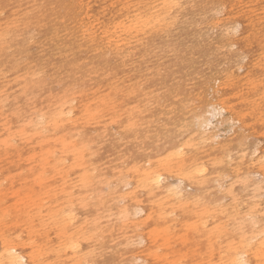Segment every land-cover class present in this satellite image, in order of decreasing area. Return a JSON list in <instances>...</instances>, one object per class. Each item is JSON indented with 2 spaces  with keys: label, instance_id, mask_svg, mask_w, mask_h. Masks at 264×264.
<instances>
[{
  "label": "bare ground",
  "instance_id": "obj_1",
  "mask_svg": "<svg viewBox=\"0 0 264 264\" xmlns=\"http://www.w3.org/2000/svg\"><path fill=\"white\" fill-rule=\"evenodd\" d=\"M42 75L57 88L40 89ZM3 107L0 150L22 147L0 160V264H155L148 220H228L214 187L230 175L235 198L249 175L264 178V0H0ZM245 118L263 144L228 170L234 143L210 147L202 128L214 120L236 137ZM14 160L15 174L27 165L17 181ZM247 215L259 225L264 203ZM238 229L246 249L224 264H264V239Z\"/></svg>",
  "mask_w": 264,
  "mask_h": 264
},
{
  "label": "rangeland",
  "instance_id": "obj_2",
  "mask_svg": "<svg viewBox=\"0 0 264 264\" xmlns=\"http://www.w3.org/2000/svg\"><path fill=\"white\" fill-rule=\"evenodd\" d=\"M10 51L6 50L5 53L12 54L13 52ZM35 52L36 48L33 47L31 53ZM23 59L27 60V56L23 57ZM244 64H246V60L241 62V65ZM242 73L243 70L237 67V76L242 75ZM11 78V76L2 75V79L9 80L10 84L13 82ZM40 78H38V80H40L38 81L40 89L57 88L48 75H42ZM36 95L38 96L36 97ZM41 95L42 92H38L34 95L35 97H33V99H39L42 97ZM228 101L233 104L232 98H229ZM4 108L6 107L0 109L1 113H5ZM243 125L239 122L236 123V126L239 128V134L236 137L233 136V132L228 128V125L217 123L214 120L208 121L202 128L205 134L214 136H207L208 138L205 137L208 139L205 144L210 147L217 146L221 143H227L229 141L234 143L235 148L231 152H228V155L230 156L227 160L228 170L232 169L237 164V159L243 155L244 151L250 153L256 149L257 144H263V137L259 127H252L249 118L244 119ZM35 142L36 140L34 139L29 142L30 148L35 145ZM13 145L12 148H4L0 150V160L7 161L15 158L14 154L17 155V150L18 148H21L22 145L16 143H13ZM20 163L21 162L14 160L9 162L6 166L9 164L19 165ZM22 167L23 169L19 171V174L12 172L13 165L8 166L6 172L11 173L13 180L17 181L19 178L27 174V165L23 164ZM37 170L39 169L35 167L33 172ZM0 175L2 176V174ZM45 175L48 176L49 171H46ZM172 179H166L165 184L171 186L176 181L175 179ZM230 180V175H226V177L214 187L212 192L214 198L213 209L228 208L230 210L228 216H226L228 220L214 213L209 216H179L174 222L160 218L150 219L145 223V229L139 228V230L143 232L145 231V237L149 238L151 242V246L149 247V249H151V256H149L146 242L145 244H142L140 241L139 244L136 245L137 248L145 246V256H149L150 260L155 264H224L225 260L234 252L239 251L241 253L246 249L247 241L240 234L239 227L244 229L247 227V229L252 232L251 238L254 237L256 240L264 239V217L259 219V225H256L253 221L258 220L259 217H249L247 215V210L251 204L264 203V178L258 174L249 175L245 182L248 183L245 188L239 186V183L237 184L235 198H231L225 194L227 191L226 186ZM6 184L5 180H3L2 186ZM185 186L186 185L183 187ZM121 190L126 191L127 188L123 186L121 187ZM21 191L22 189L20 188V192ZM184 193V201L189 203L191 201L190 197L195 195V189L186 186L184 188ZM241 196H243V198L240 199ZM246 197H252V201H246ZM8 200L9 199H2L0 203L7 205L9 202ZM88 201L93 203V197H90ZM74 209L78 211V207H74ZM77 214L78 222L84 224L85 218L83 214ZM230 215L232 218H230ZM234 217L236 219L238 218V222L245 223V225H235V222L231 221ZM137 219L138 217L136 220ZM42 220V224L46 226L45 218ZM86 227L88 231L89 224H87ZM45 229H47V235L49 238H52L54 229ZM97 239L101 240L100 237H97ZM254 242L255 241L253 240L251 243L256 244ZM92 264L97 263L93 261ZM132 264L141 263L139 260H133ZM143 264H148V262L145 261Z\"/></svg>",
  "mask_w": 264,
  "mask_h": 264
}]
</instances>
